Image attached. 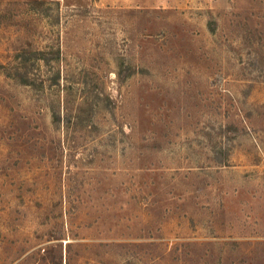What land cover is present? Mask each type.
I'll use <instances>...</instances> for the list:
<instances>
[{
    "label": "rangeland",
    "instance_id": "374dc122",
    "mask_svg": "<svg viewBox=\"0 0 264 264\" xmlns=\"http://www.w3.org/2000/svg\"><path fill=\"white\" fill-rule=\"evenodd\" d=\"M0 264H264V0H0Z\"/></svg>",
    "mask_w": 264,
    "mask_h": 264
}]
</instances>
